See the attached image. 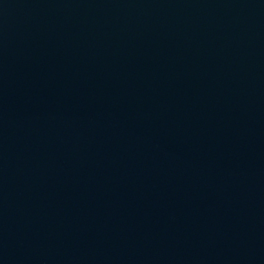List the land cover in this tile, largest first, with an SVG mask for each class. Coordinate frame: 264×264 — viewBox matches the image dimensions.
Here are the masks:
<instances>
[{"label": "water", "instance_id": "1", "mask_svg": "<svg viewBox=\"0 0 264 264\" xmlns=\"http://www.w3.org/2000/svg\"><path fill=\"white\" fill-rule=\"evenodd\" d=\"M0 80L112 264H264V0H0Z\"/></svg>", "mask_w": 264, "mask_h": 264}]
</instances>
